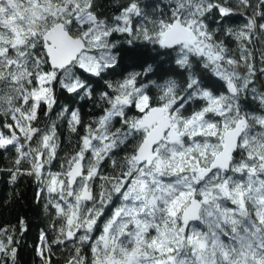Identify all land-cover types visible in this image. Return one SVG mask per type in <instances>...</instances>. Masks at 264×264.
<instances>
[{
    "label": "snow or ice",
    "instance_id": "1",
    "mask_svg": "<svg viewBox=\"0 0 264 264\" xmlns=\"http://www.w3.org/2000/svg\"><path fill=\"white\" fill-rule=\"evenodd\" d=\"M113 2L109 19L97 0H0V151L9 182L32 177L46 200L42 264L54 246L63 264H264V0L251 15L253 0ZM126 68L140 71L104 81L98 117L57 113L77 143L52 171L57 89L91 98V78ZM18 244L0 229V264Z\"/></svg>",
    "mask_w": 264,
    "mask_h": 264
},
{
    "label": "trees",
    "instance_id": "2",
    "mask_svg": "<svg viewBox=\"0 0 264 264\" xmlns=\"http://www.w3.org/2000/svg\"><path fill=\"white\" fill-rule=\"evenodd\" d=\"M129 0H118L119 6H125ZM142 4H151L153 0H140ZM229 4L232 7L236 6V0H229ZM255 8V0H253V7L248 9V14L251 15ZM97 10L102 13L103 16L111 19L112 15L118 11V6L114 4L113 0H97ZM148 12L151 14L152 9L148 8ZM245 17L237 15L231 18L232 27H238L244 23ZM264 22V21H260ZM151 27V25H149ZM119 39L121 43L126 41V37H113V39ZM217 39L224 40L230 49V54H235L239 58L237 52L236 42L230 38L225 37L221 33ZM264 39V38H262ZM138 43L142 47L151 48V45H144L142 41ZM125 46H127L125 44ZM257 49L261 48V43L257 41L254 44ZM257 68L264 66L259 63V52H257ZM167 67V65H165ZM131 71H140L139 68H126L123 72H117L115 74H109L104 77V80H98L97 78H91L90 83L93 87L94 94L91 98L86 96H74L70 97L67 93L61 92L57 89V104L55 110L51 114V120L57 124V132L59 141L61 144L58 150V156L51 165L52 171H59L60 164L66 154L74 150V145L77 143V137L74 134H70L67 128L66 119H57V113L62 108L79 109L82 120L87 123L89 120L98 117L105 105L99 100V93L105 90V80H119L124 75H127ZM215 84V81H212ZM264 85V77L257 78V86ZM218 86V85H217ZM155 94V89L153 90ZM248 106L250 109H258L259 105L248 99ZM134 109L129 112V115L134 114ZM48 119L41 114L40 127H43L45 123H48ZM117 126H119L117 124ZM81 133L83 128L80 129ZM119 155H122L120 153ZM15 159V152H3L0 151V229L8 227L15 229L16 239L19 241L17 264H42L40 257L37 255V247L40 244L39 235L41 231L48 234L49 238L53 233L49 229L50 213L45 209V199H38L37 192L38 186L34 181V178L29 176H21L15 183L9 182V168L13 167ZM21 167H28L27 163L21 165ZM104 169L106 172L110 171L109 165L105 164ZM110 209L108 213L110 214ZM24 221V231L20 230V220ZM55 255L52 256V264H63L64 258L68 255L66 250H61L53 247Z\"/></svg>",
    "mask_w": 264,
    "mask_h": 264
}]
</instances>
